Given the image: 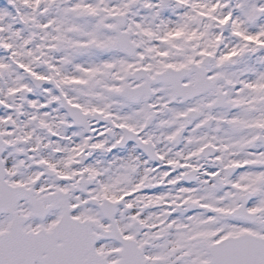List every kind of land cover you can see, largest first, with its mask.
<instances>
[{"label":"snow or ice","instance_id":"6c2138e0","mask_svg":"<svg viewBox=\"0 0 264 264\" xmlns=\"http://www.w3.org/2000/svg\"><path fill=\"white\" fill-rule=\"evenodd\" d=\"M0 264H264V0H0Z\"/></svg>","mask_w":264,"mask_h":264}]
</instances>
